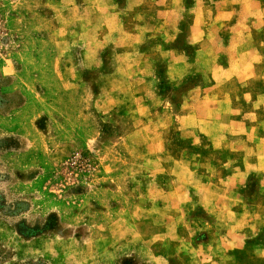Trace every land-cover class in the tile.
<instances>
[{
	"label": "rangeland",
	"instance_id": "obj_1",
	"mask_svg": "<svg viewBox=\"0 0 264 264\" xmlns=\"http://www.w3.org/2000/svg\"><path fill=\"white\" fill-rule=\"evenodd\" d=\"M214 1L0 0V264H264V171L225 185L191 98Z\"/></svg>",
	"mask_w": 264,
	"mask_h": 264
},
{
	"label": "crops",
	"instance_id": "obj_2",
	"mask_svg": "<svg viewBox=\"0 0 264 264\" xmlns=\"http://www.w3.org/2000/svg\"><path fill=\"white\" fill-rule=\"evenodd\" d=\"M213 4L215 12L208 17L211 28L206 32L210 38L219 39L221 46L216 48L218 57L212 66L208 61L199 65L205 66L204 83L199 87L195 85L190 91L194 93L191 98L199 96L203 102L222 100L221 115L227 132L236 134L234 131H237L239 148L248 149L239 163L234 164V169L225 172V185L233 186L237 182L244 184L250 177V170L261 177L264 171V166L261 167L262 163L264 165V0H216ZM169 13L170 10H165L162 16L167 17ZM214 21L227 22V33H220L221 28L212 24ZM209 47L210 42L205 41L197 51L202 53V49ZM171 51L176 52L175 56L168 51L167 57L171 54L179 59L185 58L178 50ZM194 79L193 83L197 82ZM249 116H253L250 121ZM224 138L222 136L224 142H233ZM249 162L254 163L253 167ZM225 163L230 164V160ZM262 182L264 184V180Z\"/></svg>",
	"mask_w": 264,
	"mask_h": 264
},
{
	"label": "trees",
	"instance_id": "obj_3",
	"mask_svg": "<svg viewBox=\"0 0 264 264\" xmlns=\"http://www.w3.org/2000/svg\"><path fill=\"white\" fill-rule=\"evenodd\" d=\"M28 264H46V263H42V262H33V263H31V262H29Z\"/></svg>",
	"mask_w": 264,
	"mask_h": 264
}]
</instances>
